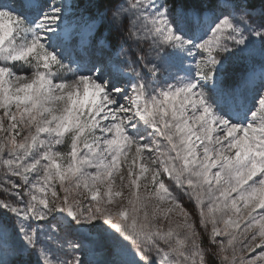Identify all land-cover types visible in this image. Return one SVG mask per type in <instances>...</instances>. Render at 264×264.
Here are the masks:
<instances>
[{"label": "snow or ice", "instance_id": "obj_1", "mask_svg": "<svg viewBox=\"0 0 264 264\" xmlns=\"http://www.w3.org/2000/svg\"><path fill=\"white\" fill-rule=\"evenodd\" d=\"M0 264H264V0H0Z\"/></svg>", "mask_w": 264, "mask_h": 264}, {"label": "trees", "instance_id": "obj_2", "mask_svg": "<svg viewBox=\"0 0 264 264\" xmlns=\"http://www.w3.org/2000/svg\"><path fill=\"white\" fill-rule=\"evenodd\" d=\"M74 3H94V2H99V0H73ZM246 64L244 67H238L236 62L231 61L228 67V72H227V82H232L236 79H238L239 74L245 70Z\"/></svg>", "mask_w": 264, "mask_h": 264}, {"label": "rangeland", "instance_id": "obj_3", "mask_svg": "<svg viewBox=\"0 0 264 264\" xmlns=\"http://www.w3.org/2000/svg\"><path fill=\"white\" fill-rule=\"evenodd\" d=\"M72 2H74L73 0H72ZM255 55H256V61L258 62L259 61V46H257V49H256V53H255ZM232 61H234V62H236V64H237V66L238 67H244L245 66V62L244 61H241V60H239V59H233ZM242 75V74H241ZM240 75V76H241ZM34 259V258H33Z\"/></svg>", "mask_w": 264, "mask_h": 264}]
</instances>
